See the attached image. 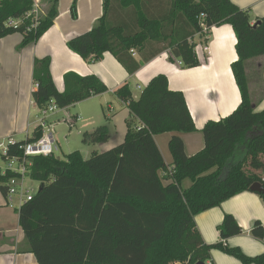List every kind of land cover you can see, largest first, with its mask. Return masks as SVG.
<instances>
[{
	"label": "trees",
	"instance_id": "1",
	"mask_svg": "<svg viewBox=\"0 0 264 264\" xmlns=\"http://www.w3.org/2000/svg\"><path fill=\"white\" fill-rule=\"evenodd\" d=\"M78 1L73 0V18ZM41 2L45 15L36 28L32 18L14 28L9 20L30 12L34 0H0V39L18 33L20 49L37 43L59 16V0ZM103 7L92 30L72 38L68 47L94 63L109 52L130 74L141 68L134 51L143 62L169 51V61L198 67L193 38L206 42L212 28L230 25L238 41L232 71L241 103L228 117L205 125V148L193 157L174 135L169 142L173 163L167 165L155 137L197 131L184 94L172 91L165 75L154 77L138 100L128 85L121 87L116 95L131 115L122 145L89 159L78 151L64 160L34 158L31 178L40 188L18 210L28 252L38 264H210L212 250L219 249L243 264H264V254L250 258L227 246L229 238L243 233L233 216H225L215 245L204 242L195 223L198 214L253 192L254 184L264 188V110L257 111L246 74L247 61L264 56V17L252 25L249 11L231 0H103ZM33 78V101L41 109L51 101L65 109L108 91L96 76L68 73L59 92L49 57L35 60ZM41 135L38 129L30 141ZM110 137L103 125L84 133L83 143L104 144ZM7 179L0 169L3 194ZM257 194L264 201V193ZM251 235L264 239L261 223Z\"/></svg>",
	"mask_w": 264,
	"mask_h": 264
},
{
	"label": "crops",
	"instance_id": "2",
	"mask_svg": "<svg viewBox=\"0 0 264 264\" xmlns=\"http://www.w3.org/2000/svg\"><path fill=\"white\" fill-rule=\"evenodd\" d=\"M236 6L248 10L252 25L264 17V0H231ZM73 0H59V16L54 25L35 44L20 49L23 41L21 34H11L0 39V138L14 137L17 141L33 139L38 130V110L33 106L35 82L33 78L36 59H51V74L59 92L65 90V75L75 73L81 77L96 76L108 91L99 96L72 105L66 109L69 119H82V106L98 110L85 116L82 132L91 133L108 120L111 135L117 138L104 144H97L102 152L112 150L125 141L130 110L116 92L128 85L133 98L137 90L143 91L158 75H165L172 91L182 92L189 111L197 127L193 133H166L155 137L156 144L167 165L173 163L169 142L178 135L184 142L185 153L193 157L205 148L203 128L210 121H220L231 115L241 103V93L237 86L232 64L238 60L237 38L233 28L226 24L214 27L205 39L199 35L193 38L200 66L183 68L169 61L166 51L149 62H143L134 51V58L141 68L130 74L117 58L107 52L100 62L86 61L68 47V42L92 30L95 23L104 15L103 0H79L77 17L73 18ZM207 49V50H206ZM246 74L251 99L257 111L264 110V56L251 59L246 63ZM141 95V94H140ZM111 112L106 114L104 106ZM73 109V110H72ZM87 114V113H86ZM104 116V117H103ZM64 113L49 118V124L64 119ZM81 118V119H80ZM104 120V121H105ZM72 124V123H71ZM101 126V125H100ZM96 154V153H95ZM264 179V175H263ZM233 216L243 233L229 238L226 244L239 249L245 256L256 258L264 254V239L251 235L258 222L264 228V201L255 192H243L226 201L219 207L198 214L195 223L204 242L215 245L221 241L220 226L225 216ZM211 264H243L239 259L219 249L211 252ZM0 264H38L34 255L27 249L24 232L20 226L17 210L7 205L5 194L0 189ZM183 264V263H175Z\"/></svg>",
	"mask_w": 264,
	"mask_h": 264
},
{
	"label": "built area",
	"instance_id": "3",
	"mask_svg": "<svg viewBox=\"0 0 264 264\" xmlns=\"http://www.w3.org/2000/svg\"><path fill=\"white\" fill-rule=\"evenodd\" d=\"M44 15L45 7L41 0H34L32 10L22 18L9 20L8 26L18 28L24 21L32 18L33 26L36 28ZM176 64L182 67L181 61H177ZM33 106L39 113L37 129H41L42 132L38 140L32 142L28 138L21 144L14 137L0 138V160L3 163V167L0 166V169L2 176L8 178L2 185L6 190L7 205L17 211L24 204L31 202L39 191L28 184V180L32 179L31 171L34 158L55 156V152L58 150L54 130L48 121L49 118L60 112L69 119L66 113L67 108H59L55 101H51L45 109L38 108L36 103H33Z\"/></svg>",
	"mask_w": 264,
	"mask_h": 264
},
{
	"label": "rangeland",
	"instance_id": "4",
	"mask_svg": "<svg viewBox=\"0 0 264 264\" xmlns=\"http://www.w3.org/2000/svg\"><path fill=\"white\" fill-rule=\"evenodd\" d=\"M169 1V0H166ZM142 91L137 90L135 92V96L139 97ZM82 106V112H85L84 114L88 117H90V114L93 112L94 109L98 110L97 104L95 107H88V105H81ZM73 110V109H72ZM106 114H110L111 112L107 109V105L104 106V111ZM87 113V114H86ZM84 114H82V119L79 121H72L71 119L64 118L61 119L59 122L54 124V137L56 139V144L58 147V150L55 152V156L59 159L64 160L67 155L73 153V152H80L85 159L91 158V156L94 153H105L102 152V149L98 145H87L83 143V135L85 132H82V125H84L87 121V118H85ZM104 117V116H103ZM103 118L102 124L103 125H108V120H105ZM72 123V124H71ZM99 125V126H100ZM109 126V125H108ZM96 128H98L96 126ZM110 128V126H109ZM110 133L112 134V130L110 128ZM113 139H116V135H111ZM110 151V150H109ZM108 152V151H107ZM0 166L3 167V163L0 160ZM28 184L31 185L35 190H39L40 188V183L33 180L29 179ZM190 185V182L186 183V186Z\"/></svg>",
	"mask_w": 264,
	"mask_h": 264
},
{
	"label": "water",
	"instance_id": "5",
	"mask_svg": "<svg viewBox=\"0 0 264 264\" xmlns=\"http://www.w3.org/2000/svg\"><path fill=\"white\" fill-rule=\"evenodd\" d=\"M251 190L253 192L262 194L264 193V188L262 187V185L260 183H256L251 187ZM197 264H205L204 262H198Z\"/></svg>",
	"mask_w": 264,
	"mask_h": 264
}]
</instances>
